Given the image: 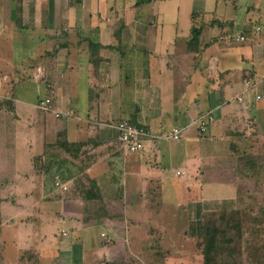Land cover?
Returning <instances> with one entry per match:
<instances>
[{"label":"crops","instance_id":"crops-1","mask_svg":"<svg viewBox=\"0 0 264 264\" xmlns=\"http://www.w3.org/2000/svg\"><path fill=\"white\" fill-rule=\"evenodd\" d=\"M180 1V29L153 12L162 0L0 1V213H13L0 225L47 238L15 240V264L28 247L39 264H202L204 214L241 201L238 145L264 125V1L248 0L239 21L235 0L217 14ZM240 31L243 41L229 36ZM246 75L260 82L243 96ZM45 97L60 116L38 108ZM208 111L212 137H198L192 159L181 132ZM122 119L150 134L141 150L117 140ZM5 246L0 234L2 264Z\"/></svg>","mask_w":264,"mask_h":264},{"label":"rangeland","instance_id":"rangeland-1","mask_svg":"<svg viewBox=\"0 0 264 264\" xmlns=\"http://www.w3.org/2000/svg\"><path fill=\"white\" fill-rule=\"evenodd\" d=\"M216 1L219 2L217 4H214L216 3L214 2V0H207L208 7L214 6L215 9V6L217 5L218 8L215 10L216 14L223 13L221 6L225 7V3H222L223 0H216ZM235 1L233 2L231 0H227L226 5L228 6V8H232V5L234 3L235 4L238 3L239 10L234 15L237 14V16L235 17L237 18L236 20L239 21L241 17H243L244 15V4L247 3L248 0H235ZM162 2L165 3L163 4L161 3V5H158L159 10L156 9L153 12H158L160 10H162V12H165L166 15L169 16V20L167 21H172L173 23L176 22L179 27L178 29H180L181 25L186 24L189 21L190 15L189 12L187 13L186 10L187 5L185 1L181 2L180 0H162ZM143 3L144 2H141V5H143ZM169 3L171 6L173 5L177 6L179 4L183 5L185 10L181 9L178 15V19L176 17H177V13L179 12V9H175L173 6L171 9L172 11L170 13L168 8ZM147 9H148L147 6H143L144 12H146ZM226 15H229V13L227 12ZM166 26L167 28H172L170 25H166ZM238 28H240V26H238ZM254 89L256 88L249 90H254ZM249 90L243 91L242 93L243 96ZM251 99L254 100V97ZM231 104L237 105L238 103L237 101H231ZM196 119H194L191 124L186 126V128H183L181 132V138H183V136L188 132L191 134L189 150H190V154L193 156L192 159H198L199 157L198 152L203 149L200 147V141H199L200 138L198 137L199 136L212 137L211 136L212 134L209 131H206L204 133H201L199 131L198 123L196 122ZM249 129L247 131L250 132L251 129L250 130ZM257 135H258L257 137H253L249 135L248 137L246 136L242 138L241 141L242 143L238 145V151L242 152V154L241 156L237 157V159L236 158L234 159L235 160L234 164L236 168L237 167L239 168V166L242 168L241 172H238V174L236 175L237 177L239 175L241 182L240 188H238L240 195H242L241 201L237 203L236 208L232 209L234 211H237L232 215L235 217L232 219V222L234 223L235 226L237 225L236 229L239 228V233L238 235H235V226H231V224L229 223H228L229 225H227L226 224L227 220L219 221L217 223L215 222L216 225L218 224L220 228V232L217 237L218 240L217 247L215 251H213L212 253L213 262L216 261L223 262L224 259L227 258V254H229L228 252H231L233 247H235L234 255L238 258V263L264 264V216L262 213L264 210V125L262 126V123L258 125ZM219 145L220 146L218 148L211 146L210 150L214 149L215 151L223 152L221 151V149H224V147L221 146V143H219ZM232 156H235V154H233ZM228 158L230 159L231 156H228ZM228 158L221 157L220 159L221 167L222 166L224 167V164L225 162H227ZM244 165L246 166L247 170L243 168ZM212 169L213 167L210 168L209 171L211 172ZM168 173L171 175L172 178L176 177L174 170H170V172ZM207 179L208 177L204 176L203 181L206 182ZM168 191L169 190H167V192ZM212 193L215 194V192ZM170 196L171 195L168 196L166 195V197L169 199L168 200L169 202H170ZM156 199H158V197H156ZM169 213L170 212H165V216H164V221H166L167 223H170L172 221L171 214ZM212 213H216V212L213 211ZM12 214H13L12 212L4 209L0 213V218H1L0 220H5L6 218L9 217L10 219L13 218ZM139 214H142V212H139ZM147 214L148 211L146 210L144 215L146 216ZM159 214L160 211L155 213L156 220H154V222L152 223V225L153 226L155 225V227L158 226L157 222H160L158 221ZM225 218L229 219L227 216ZM145 221H148V219H145ZM238 222L240 224H237ZM1 223H2V225H0L1 239L2 240L5 239V242L7 244V246L4 247V253H3L4 264H15V254H14L15 252L13 250L15 246L14 244L15 240L19 242L21 239H24L27 241L26 245H35L38 237L42 239L43 243L47 239L44 234H38V231H35V233H33L31 237L29 234L27 236H23L19 238V236L15 234L16 232L13 231L12 233H10V235H7V233H5L7 232L6 224L9 223H5V222H1ZM4 234H6L7 237H5ZM230 238H232L231 242H229ZM68 240L69 239L65 238L64 242H67ZM25 249L27 248H23L17 252L16 263L19 253H22L23 250ZM195 260L194 263H196ZM0 264H2L1 259H0Z\"/></svg>","mask_w":264,"mask_h":264},{"label":"built area","instance_id":"built-area-1","mask_svg":"<svg viewBox=\"0 0 264 264\" xmlns=\"http://www.w3.org/2000/svg\"><path fill=\"white\" fill-rule=\"evenodd\" d=\"M1 1V0H0ZM235 41H243L245 40V36L243 32L240 31L238 33H232L229 35ZM260 81L255 80L253 77L248 75L243 78V85L245 86V90L256 88L259 85ZM244 90V91H245ZM262 96L258 93L255 96L256 100H260ZM237 100L241 101L243 96L236 97ZM38 108L44 111H52L55 113V116H60V112L55 111L52 107L51 99L49 97H45L37 103ZM214 120V116L211 111L198 115L196 122L198 123V128L201 133L206 132L209 124ZM117 128V140L122 144V146L128 152H136L141 150L144 147L143 139L145 136L150 135L145 130L134 124L129 119H122L117 122L115 125ZM181 130L179 128L172 129L165 136L167 138L178 139L180 137ZM161 137V136H159ZM179 174V172H177ZM58 182H56L57 184ZM65 188V187H64ZM104 236V234H102ZM40 262V253L39 249L35 247H28L23 250L22 253H19L16 264H39Z\"/></svg>","mask_w":264,"mask_h":264},{"label":"trees","instance_id":"trees-1","mask_svg":"<svg viewBox=\"0 0 264 264\" xmlns=\"http://www.w3.org/2000/svg\"><path fill=\"white\" fill-rule=\"evenodd\" d=\"M191 32H192V36H191V39L189 40V43L193 42L196 39L197 35L199 34V28L192 27ZM232 209L234 208L214 211L216 213H212L213 211H211V212H207L204 214V219L202 220V225H203L202 226V236H201L202 241L199 243L201 247V252H202V264H240L238 263V258L234 255L235 247H233L231 252H228L229 254H227V258L224 259L223 262L221 261L213 262L212 261V253L213 251H215L217 247V243H218L217 237L220 232V228L218 224L217 225L215 224V222L217 223L219 221L227 220L226 221L227 225L231 224V226H235L234 223L232 222V219L235 217L232 215L237 211H234ZM262 213L264 216V210ZM226 216L229 219L225 218ZM237 224H240V223L238 222ZM236 226H235V235H238L239 228L236 229L237 228ZM231 241H232V238H230L229 242Z\"/></svg>","mask_w":264,"mask_h":264}]
</instances>
